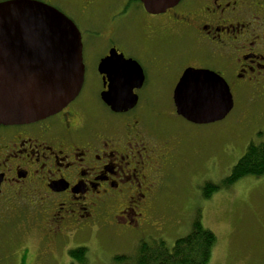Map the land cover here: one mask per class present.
Returning a JSON list of instances; mask_svg holds the SVG:
<instances>
[{
  "label": "flooded vegetation",
  "instance_id": "obj_1",
  "mask_svg": "<svg viewBox=\"0 0 264 264\" xmlns=\"http://www.w3.org/2000/svg\"><path fill=\"white\" fill-rule=\"evenodd\" d=\"M5 1L11 0L0 3ZM31 1L52 7L77 27L84 79L78 96L58 113L27 124H0V230L12 223L14 240L38 229L53 241L73 230L84 233L106 216L113 214L116 224L131 213L134 223L128 227L144 234V218L161 197L166 174L180 162L182 145L179 138L155 134L159 127L147 119L154 105L139 109L147 75L118 30L131 29L139 37L137 27L142 29L154 70L171 63L179 75L174 87L190 68L220 76L234 108L240 95L264 91V0H180L160 14L146 12L140 0ZM136 8L143 13L133 14ZM161 35L171 40L165 47L172 53L164 61L156 40ZM111 52L143 71L144 82L134 90L137 104L127 112L115 113L101 99L109 82L99 66ZM21 243L16 244L28 248Z\"/></svg>",
  "mask_w": 264,
  "mask_h": 264
},
{
  "label": "rangeland",
  "instance_id": "obj_2",
  "mask_svg": "<svg viewBox=\"0 0 264 264\" xmlns=\"http://www.w3.org/2000/svg\"><path fill=\"white\" fill-rule=\"evenodd\" d=\"M132 11L143 13L138 8ZM137 28L141 40L131 29L118 30L117 37L124 36L125 49L147 75L140 91L144 101L139 109L145 112L147 106L154 105L147 119L159 127L155 134L161 138H179L182 145L180 162L166 174L161 197L144 218L149 222L142 225L144 234L128 227L134 223L131 213L119 216L116 224L111 221L113 214L106 216L84 233L73 230L53 241H46V234L38 229L20 241L14 240L11 223L0 230V264H71L68 250L78 247L87 249V264H115V256H133L143 241L161 239L172 246L177 238L190 231L198 214L202 225L216 236L207 264H264V175L245 177L208 199L202 197L201 191L205 182L219 184L249 143L260 141L264 131V91L240 95L232 111L221 121L207 125L189 123L174 112L172 96L179 75L171 63L154 70L141 43L146 38L142 29ZM156 40L162 54L160 61H164L171 56V49L165 47L171 40L166 35ZM95 65L91 59L94 78ZM21 241L28 248L16 244Z\"/></svg>",
  "mask_w": 264,
  "mask_h": 264
},
{
  "label": "water",
  "instance_id": "obj_3",
  "mask_svg": "<svg viewBox=\"0 0 264 264\" xmlns=\"http://www.w3.org/2000/svg\"><path fill=\"white\" fill-rule=\"evenodd\" d=\"M140 2L149 14H160L180 0ZM99 71L109 82L102 101L115 113L133 109L134 90L144 82L139 64L111 52ZM83 79L81 35L66 16L31 0L0 3V124H27L58 113L78 96ZM172 99L176 114L195 125L221 121L233 109L229 87L207 70L186 69Z\"/></svg>",
  "mask_w": 264,
  "mask_h": 264
},
{
  "label": "trees",
  "instance_id": "obj_4",
  "mask_svg": "<svg viewBox=\"0 0 264 264\" xmlns=\"http://www.w3.org/2000/svg\"><path fill=\"white\" fill-rule=\"evenodd\" d=\"M259 142H251L244 154L232 167L229 175L219 184L205 182L201 187L204 199L219 191L227 189L245 177L259 178L264 175V131ZM198 214L192 221L190 231L177 238L172 246L164 240L143 241L136 254L118 255L113 258L115 264H207L216 243L215 234L205 228ZM87 249L76 248L68 251V256L77 264H87ZM74 264V263H72Z\"/></svg>",
  "mask_w": 264,
  "mask_h": 264
}]
</instances>
